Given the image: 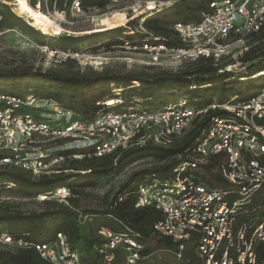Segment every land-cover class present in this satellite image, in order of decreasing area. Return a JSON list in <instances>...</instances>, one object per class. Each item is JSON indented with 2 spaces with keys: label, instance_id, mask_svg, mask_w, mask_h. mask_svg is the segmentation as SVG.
<instances>
[{
  "label": "built area",
  "instance_id": "built-area-1",
  "mask_svg": "<svg viewBox=\"0 0 264 264\" xmlns=\"http://www.w3.org/2000/svg\"><path fill=\"white\" fill-rule=\"evenodd\" d=\"M9 2L16 4L17 0H0V3ZM81 2L36 0L34 6L49 5L54 11L62 3V13L78 12ZM172 29L179 40L177 45L157 42L154 36L153 41L134 44L125 40L121 47L153 61L199 57L218 60L237 48L240 52L245 50L247 36L264 31V0H210L197 21L175 22ZM136 30L147 32L142 24ZM52 53H61L64 58L79 57L78 52L54 50ZM104 104L107 108L85 120L50 97L0 93V164L46 174L51 171L53 162L63 159L62 156L51 159L52 148L42 147L43 143L56 140L80 145L81 153L71 156L88 159L148 143L169 146L175 136L207 110L187 108L184 102L159 110H117L112 107L118 104V99ZM216 106L234 116L213 119L203 138L191 149L189 165L195 169L212 156L222 155L216 169L238 187L243 201L230 200L227 191L208 189L193 175L178 173L167 180L152 179L140 185L136 206H152L161 212L162 218L153 225V230L179 241V256L184 241L194 234L200 235L196 244L199 264H264V259L257 260L254 250L255 241L264 244V219L237 226L242 202L264 183V164L259 161L264 153V95L258 93L244 101L209 107ZM54 192L63 198L70 195L65 186ZM97 233L103 241L94 245L93 250L103 264H114L115 250L123 252L125 264H133L144 247L134 237L107 227H100ZM0 242L10 243L11 239L3 234ZM16 244L34 246L50 264H87L82 260L83 252L71 248L62 232L46 242L18 240Z\"/></svg>",
  "mask_w": 264,
  "mask_h": 264
},
{
  "label": "trees",
  "instance_id": "trees-1",
  "mask_svg": "<svg viewBox=\"0 0 264 264\" xmlns=\"http://www.w3.org/2000/svg\"><path fill=\"white\" fill-rule=\"evenodd\" d=\"M108 1L82 0L81 9L103 8ZM209 1L178 0L166 8L153 12V15L141 23L147 32L136 30L142 19V16H137L128 20L125 26L86 36L60 34L47 42L45 37L48 34L40 33L26 24L14 14L10 4L0 3L3 6L0 12V27L17 28L27 35L39 34V37L35 38L38 43L51 44L63 51L71 52L78 51L80 45L89 42L96 43L108 39L104 42L105 45L113 42L122 44L125 40L134 44L146 40L153 41L154 36L157 37V42L172 46L179 42L172 29L173 24L197 21L200 12L207 10ZM125 31L128 32L121 37ZM246 42V49L237 59L241 63V70L238 71L226 68L228 64L234 63L230 62L227 55L218 60L211 57H199L180 72L163 73L148 78H141L134 74L123 76L99 74L82 77L34 72L31 69L1 70L0 93L14 96L33 94L50 97L61 105L72 108L79 118L85 120L91 119L96 113L107 108L105 101L114 99H118V104L112 108L119 110H159L168 105H179L181 102L193 110L203 108L207 110L192 121V128L180 141L172 142L169 146L148 143L143 146L118 149L101 157L79 158L73 160L71 167L63 168L66 171L50 175L42 174L36 178H31L20 171L0 170V185H13L17 191L25 195L46 194L63 186L68 187L70 191L65 202L57 203L42 211L23 213L6 210L0 213V236L6 234L11 239L10 243L0 242V264H50L41 257L34 246L17 245L16 242L22 240L42 243L51 240L57 232L67 236L71 248H78L83 252L84 262L103 264L93 250L94 245L103 241L102 237L98 233L91 236H83L80 233L73 210L76 207L75 197L78 196L80 189L92 186L98 179L114 175L144 157H151L154 163L131 173L118 186L117 191L109 198L103 209L90 210L89 213L94 217L97 230L100 227H107L112 231L128 234L143 243L144 247L136 260L140 261L139 264H143L147 258L150 260L154 253L159 251L174 252L182 264H199L196 244L200 235L193 234L185 240L179 256L180 242L168 236L158 235L153 230V225L162 218L161 212L152 206H136L138 188L152 179L163 181L178 173L191 174L198 183L208 189L225 190L229 193L230 200L241 199L238 187L226 180L216 169L222 155L212 156L206 164H200L195 169L189 165V156L191 149L203 138L204 132L214 118L234 116L232 112L217 106L209 107L211 104L244 101L264 91V31L250 34ZM134 81H138L139 86H135ZM111 87L120 89L119 93L111 92ZM18 88H22L24 92L21 94L10 92ZM252 90L255 93L251 94ZM226 93L229 98L219 99ZM169 95L173 98L169 99ZM238 95H244V97L240 99ZM74 151H78L77 154H79L82 150L60 151L59 154ZM259 161L264 164V153ZM263 219L264 183L242 202L237 226L250 225L253 222H261ZM254 250L258 261L264 259L262 242L255 241ZM122 254L119 250L114 251V264H125ZM160 259L162 262L163 259ZM136 261L133 264H136ZM152 262L147 261L146 264H152ZM161 262L155 264H161Z\"/></svg>",
  "mask_w": 264,
  "mask_h": 264
},
{
  "label": "rangeland",
  "instance_id": "rangeland-1",
  "mask_svg": "<svg viewBox=\"0 0 264 264\" xmlns=\"http://www.w3.org/2000/svg\"><path fill=\"white\" fill-rule=\"evenodd\" d=\"M176 1L178 0H109L103 8L87 7L85 9H80L78 12L66 11L65 13L61 12L63 9L62 3L52 11L48 7L49 5H42L41 8L34 6L36 0H29L27 2L28 6L49 15L57 24L63 27L64 31H61L59 34H48L47 37H45V41L47 42L50 38L59 36L60 34L86 36L118 26H125L128 20L137 16H142L140 20L141 24L143 20L153 15V12L166 8ZM6 4H10L14 14L20 17L26 24L40 33L47 34L39 30L36 23L27 14L26 8H21L20 5L10 2ZM2 9L3 6L0 5V12ZM126 32L128 31H125L121 37H123ZM36 37H39V34L27 35L17 28L0 27V71L31 69L34 72H49L65 76L89 77L99 74L107 76L134 74L141 78H148L163 73L174 74L180 72L189 67L193 62V60H174L170 58H160L158 61H153L151 58L141 54H131L125 51L118 42L105 45L104 42L108 39L96 43L89 42L80 45L78 51H76L79 54L78 58H64L61 53H52L54 50L63 52L62 49L51 44L38 43L35 39ZM246 41L245 46L247 45ZM243 51L244 49L240 52V49L237 48L227 55L231 60L230 62H234L228 64L226 66L227 69L241 70V63L237 61V59ZM133 83L135 86H139L138 81H134ZM111 88V92L119 93L120 89ZM10 92L21 94L24 90L18 88L10 90ZM253 93H255L254 90L251 91V94ZM260 93L264 95V91ZM238 96L240 99L244 97V95ZM168 98L170 99L173 97L169 95ZM226 98H229L228 93L223 94L219 99ZM192 126L193 124L191 123L181 134L175 136L172 142L180 141ZM42 147L52 148V157L51 155L49 156L51 159L58 156L63 157V159L58 158L57 162L52 163V169L50 172H47L46 175L66 171L63 168L71 167L70 165L73 160L79 159L78 156L77 158L71 156L76 155L78 151H74L75 153L59 154L60 151L66 152L68 150L81 148L80 145L67 140L47 141L43 143ZM153 163L154 161L151 157L141 158L129 164L120 172L98 179L94 185L80 189L78 196L75 197L76 207L73 209L76 214V222L80 233L83 236L95 235L97 233V225L94 223V217L89 213L91 212L90 210L103 209L109 198L117 191L118 186L131 173L149 167ZM5 169L20 171L31 178L42 175L41 173L33 174L26 168L0 164V170ZM54 191L55 190L46 194L25 195L17 191L16 187H13V185H0V213L6 210L20 211L23 213L42 211L46 208L55 206L57 203L65 202V198L55 194ZM160 258L163 259L162 262ZM147 261H154L152 264L157 262H161V264H182V261L177 259L174 255V252H155L151 259H145L143 264H146ZM139 262L136 261V264H139Z\"/></svg>",
  "mask_w": 264,
  "mask_h": 264
},
{
  "label": "bare ground",
  "instance_id": "bare-ground-1",
  "mask_svg": "<svg viewBox=\"0 0 264 264\" xmlns=\"http://www.w3.org/2000/svg\"><path fill=\"white\" fill-rule=\"evenodd\" d=\"M16 5H20L24 9L26 8L27 14L36 23L40 31L47 34H59L61 31H64L63 27L57 24L49 15L28 6L27 0H17ZM112 102L110 103L112 104Z\"/></svg>",
  "mask_w": 264,
  "mask_h": 264
}]
</instances>
